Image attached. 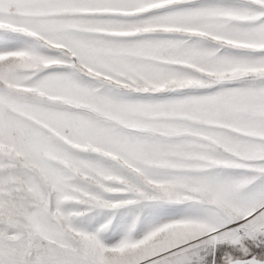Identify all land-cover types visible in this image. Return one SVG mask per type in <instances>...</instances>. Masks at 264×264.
I'll return each instance as SVG.
<instances>
[{"label": "snow or ice", "instance_id": "6c2138e0", "mask_svg": "<svg viewBox=\"0 0 264 264\" xmlns=\"http://www.w3.org/2000/svg\"><path fill=\"white\" fill-rule=\"evenodd\" d=\"M0 264H264V0H0Z\"/></svg>", "mask_w": 264, "mask_h": 264}]
</instances>
